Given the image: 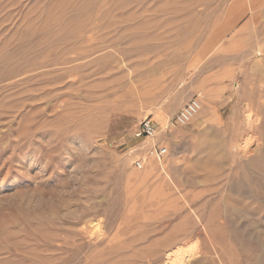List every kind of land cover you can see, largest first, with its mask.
Wrapping results in <instances>:
<instances>
[{"label": "rangeland", "instance_id": "1", "mask_svg": "<svg viewBox=\"0 0 264 264\" xmlns=\"http://www.w3.org/2000/svg\"><path fill=\"white\" fill-rule=\"evenodd\" d=\"M181 247L264 264V0H0V264Z\"/></svg>", "mask_w": 264, "mask_h": 264}, {"label": "built area", "instance_id": "2", "mask_svg": "<svg viewBox=\"0 0 264 264\" xmlns=\"http://www.w3.org/2000/svg\"><path fill=\"white\" fill-rule=\"evenodd\" d=\"M201 110L202 103L200 100L198 98L191 99L177 114L175 119L176 124L180 126L190 124ZM135 136L142 145L149 143L145 150H141L143 152L133 153L132 157L134 158V166L136 168L144 169L146 161L151 158L158 163L166 161L169 154L168 148L163 143L157 141L159 128L151 119L142 121L140 129Z\"/></svg>", "mask_w": 264, "mask_h": 264}, {"label": "bare ground", "instance_id": "3", "mask_svg": "<svg viewBox=\"0 0 264 264\" xmlns=\"http://www.w3.org/2000/svg\"><path fill=\"white\" fill-rule=\"evenodd\" d=\"M249 118V117H248ZM250 143V142H249ZM138 247V246H137ZM192 249V248H191ZM192 251V250H191ZM187 252L185 248L181 247L179 249H176L172 252H170L167 256L168 262L170 264H188L187 260ZM168 253V252H167ZM191 253V252H189ZM190 255V254H189ZM195 255V254H194ZM191 257V256H190ZM189 257V258H190Z\"/></svg>", "mask_w": 264, "mask_h": 264}]
</instances>
